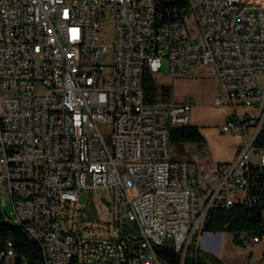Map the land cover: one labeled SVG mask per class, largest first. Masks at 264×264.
<instances>
[{"label":"built area","instance_id":"built-area-1","mask_svg":"<svg viewBox=\"0 0 264 264\" xmlns=\"http://www.w3.org/2000/svg\"><path fill=\"white\" fill-rule=\"evenodd\" d=\"M189 19L198 33L185 32ZM166 61L174 77L212 66L215 106L231 112L220 131L242 137L234 161L206 166L204 150L173 160L171 131L192 125L195 104L146 103L145 76L165 74ZM258 73L264 0H0V184L15 219L46 243L42 264H165L158 249L169 250L168 239L185 264L211 209L241 204L253 220L264 216ZM52 107H65V115ZM94 189L114 197L113 220L100 236L69 225L72 206ZM237 240L264 247V223ZM16 256L8 242L3 264Z\"/></svg>","mask_w":264,"mask_h":264},{"label":"rangeland","instance_id":"rangeland-1","mask_svg":"<svg viewBox=\"0 0 264 264\" xmlns=\"http://www.w3.org/2000/svg\"><path fill=\"white\" fill-rule=\"evenodd\" d=\"M106 34V45L114 42V27L110 24L109 18L103 27ZM187 33H198V27L193 19L188 20ZM111 58L107 61L110 62ZM165 74L155 75V80L159 85H168L172 88L171 101L184 102L191 99L195 106L191 112L192 123L199 125L202 132L206 131L208 137V151L211 159L206 166L228 163L233 161V154L242 143L241 136L223 134L220 127L224 124L226 115L229 114L227 107L215 106L216 93L218 88L217 78L215 77L212 66H199L197 70L188 76L174 77L168 75V62L164 63ZM260 87H264V73L256 75ZM39 93L44 89L39 88ZM228 118V117H227ZM101 131L106 136L110 135L111 125L103 124ZM250 135H248L249 137ZM173 160L187 161L192 156H201L202 151L197 144L172 142L170 146ZM204 155V154H203ZM206 157V155H205ZM114 197L110 190L94 189L85 191L82 195L81 203L72 206L70 227L74 229L89 230L91 235H104L108 230L109 224L113 220ZM0 212L6 216V221L13 223L15 215L10 197L5 193L0 184ZM64 227H67L64 222ZM219 246L214 250L204 247L205 234L200 239V247L216 255L223 264H264V247L256 245L251 251L249 248L235 242L233 233H221Z\"/></svg>","mask_w":264,"mask_h":264},{"label":"trees","instance_id":"trees-1","mask_svg":"<svg viewBox=\"0 0 264 264\" xmlns=\"http://www.w3.org/2000/svg\"><path fill=\"white\" fill-rule=\"evenodd\" d=\"M154 77L147 75L144 79L146 103L169 101L172 88L168 85H159ZM170 142L193 143L201 146L206 144L205 138L197 125L173 129ZM255 146L264 148V127L255 140ZM250 214V209L241 204L230 210L213 208L210 210L204 233H233L235 242H239L237 240L239 233L246 230L256 232L258 223H263V216H255L253 220L249 217ZM8 242L17 253L13 260L14 264H20L23 261L28 264H42V250L39 242L28 234L21 225L6 221V216L0 212V257L6 252ZM158 252L165 264H181V257L178 253L165 248L158 249ZM3 261V258H0V264H3ZM185 264H223V262L216 255L203 250L200 245L193 244L189 249Z\"/></svg>","mask_w":264,"mask_h":264},{"label":"bare ground","instance_id":"bare-ground-1","mask_svg":"<svg viewBox=\"0 0 264 264\" xmlns=\"http://www.w3.org/2000/svg\"><path fill=\"white\" fill-rule=\"evenodd\" d=\"M80 42L81 44H88V33H80ZM52 114L65 115V107H52ZM164 185H172V177H164ZM14 222L21 225L23 229L34 238L30 229L24 227L23 224H20V221H17L16 219ZM263 223H264V218H263ZM34 239L37 240L41 246L43 261H49V251L48 249H46V243L41 242L39 238H34ZM10 246L12 247L11 244Z\"/></svg>","mask_w":264,"mask_h":264},{"label":"crops","instance_id":"crops-1","mask_svg":"<svg viewBox=\"0 0 264 264\" xmlns=\"http://www.w3.org/2000/svg\"><path fill=\"white\" fill-rule=\"evenodd\" d=\"M218 82V81H217ZM218 89V88H217ZM195 104V103H194ZM195 106V105H194ZM194 108V107H193ZM193 110V109H192ZM230 110H229V114H227L226 116L227 117H229L230 116ZM192 116V115H191ZM226 117V119H225V122H226V120L228 119ZM224 122V123H225ZM192 125H197V124H193L192 123ZM197 126H199V125H197ZM201 130V129H200ZM201 132H202V130H201ZM206 131H204V132H202V134H203V136H204V138H205V141H206V144L205 145H203V146H201V145H198V147H200V150L202 151V150H204V151H206L207 149H208V137H207V135H206ZM241 146V145H240ZM240 146L239 147H237L238 149L234 152V154H233V161L236 159V157H237V155H238V152H239V149H240ZM208 151V150H207ZM206 151V152H207ZM193 159V156H192V158L191 159H189V160H187V161H191ZM229 163V162H228ZM220 164V163H219ZM221 233H223V232H221ZM221 233H205V238H204V247L205 248H208L209 250H214V249H216L218 246H219V243H220V239H221V236H223V234H221ZM260 245V244H259ZM255 249V248H254ZM251 251H253V250H251Z\"/></svg>","mask_w":264,"mask_h":264},{"label":"water","instance_id":"water-1","mask_svg":"<svg viewBox=\"0 0 264 264\" xmlns=\"http://www.w3.org/2000/svg\"><path fill=\"white\" fill-rule=\"evenodd\" d=\"M165 244L169 248V250H171V251L175 250V245H174L173 239H168Z\"/></svg>","mask_w":264,"mask_h":264}]
</instances>
